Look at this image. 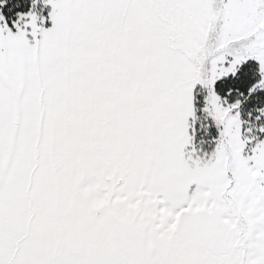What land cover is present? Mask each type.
<instances>
[{
  "label": "snow or ice",
  "instance_id": "snow-or-ice-1",
  "mask_svg": "<svg viewBox=\"0 0 264 264\" xmlns=\"http://www.w3.org/2000/svg\"><path fill=\"white\" fill-rule=\"evenodd\" d=\"M0 264H264V0H0Z\"/></svg>",
  "mask_w": 264,
  "mask_h": 264
}]
</instances>
